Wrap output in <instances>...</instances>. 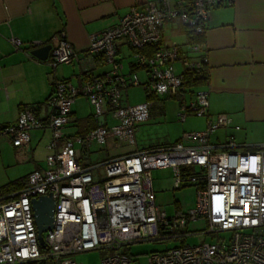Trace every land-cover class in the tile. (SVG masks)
I'll return each instance as SVG.
<instances>
[{
	"label": "built area",
	"instance_id": "built-area-1",
	"mask_svg": "<svg viewBox=\"0 0 264 264\" xmlns=\"http://www.w3.org/2000/svg\"><path fill=\"white\" fill-rule=\"evenodd\" d=\"M232 2L149 0L131 6L115 24L89 35L86 51L101 58L107 66L105 72L85 73L80 83L55 80L46 101L50 107L46 124L35 115V107L25 106L14 124L0 127V138L21 153L28 147L31 130L46 126L51 134L45 168L30 171L22 187L0 195V264H80L73 255L95 249L109 251L100 264H131L123 249L133 243L185 241L198 233L214 239L151 253L148 264H264V145L237 149L233 136L224 142H211L219 128L231 123L230 118L209 113L207 90L195 91L189 101L181 92L186 73L207 80L205 44L203 39H195L204 36L211 11ZM174 20L191 37L184 44L163 40L164 26ZM9 42L14 49L24 45L13 35ZM120 42L132 50L134 66L146 70V81L123 71ZM46 60L56 67L79 63L81 58L61 31ZM137 86L148 97L166 94L177 100L180 121L189 113L205 117L204 128L184 132L169 145L82 165V155L88 156L86 147L91 143L109 144L113 149L135 144V127L149 118L152 104L150 99L124 102L125 92ZM79 97L89 101L98 125L65 137L64 128L73 120L72 104ZM106 114L117 123L108 127ZM99 117L103 118L100 124ZM185 167H192V171L182 175ZM157 168H171L176 187L187 181L196 184L193 208L168 215L156 204L151 171ZM48 193L54 199L53 220L51 228L42 233L41 247L31 199ZM220 205L223 209L218 211ZM198 220L204 222L203 230L185 229ZM223 232L228 234L220 236Z\"/></svg>",
	"mask_w": 264,
	"mask_h": 264
},
{
	"label": "crops",
	"instance_id": "crops-1",
	"mask_svg": "<svg viewBox=\"0 0 264 264\" xmlns=\"http://www.w3.org/2000/svg\"><path fill=\"white\" fill-rule=\"evenodd\" d=\"M146 1L149 0H0V127L14 124L20 109L25 106L35 107V115L46 124L50 114L46 101L55 80L70 79L73 83H80L85 73L97 75L107 70L99 56L87 53L89 35L115 24L131 6ZM61 31L78 51L79 63L52 67L47 60H39L30 54L33 47L28 48L26 44L52 45ZM10 35L24 43L22 49H14L9 42ZM163 40L184 44L188 38L180 23L174 20L164 26ZM203 41L208 59L207 80L194 87H183L181 91L185 99L189 101L195 91L205 89L208 91L209 113L213 116L222 113L230 118L231 123L219 128L211 136V142H224L233 136L239 148L264 145V0H233L229 5L214 8ZM119 50L123 71L136 73L141 82L146 81V70L133 64L132 50L121 42ZM175 67L180 70L179 64ZM146 100L145 96L140 102ZM165 100L174 102L176 111L168 112ZM151 102L148 120L167 115L177 118L178 102L174 98L166 94L153 95ZM71 114L73 120L64 128L65 137L83 134L89 131L91 123H97L91 114L88 127L79 128L83 118H78L72 107ZM178 122L181 133L172 143L184 132L203 129L205 117L189 113L184 121ZM139 124L142 125L138 123L136 130ZM135 135L134 147L130 146L133 148L123 150L121 146L113 149L109 145V151L114 153H107L104 159L160 146L138 142ZM50 138L46 126L31 130L28 147L23 153L17 152L7 139L0 138V158H7L11 153L17 160L25 162L24 174L14 180L25 177L34 169L45 168L46 145ZM10 179L7 181H12Z\"/></svg>",
	"mask_w": 264,
	"mask_h": 264
},
{
	"label": "rangeland",
	"instance_id": "rangeland-1",
	"mask_svg": "<svg viewBox=\"0 0 264 264\" xmlns=\"http://www.w3.org/2000/svg\"><path fill=\"white\" fill-rule=\"evenodd\" d=\"M144 95V91L141 87H131L125 92L124 102L129 104L140 102L144 99ZM165 101V109L168 112L176 111V104L174 102L170 100ZM155 108L159 109V106L155 104ZM72 110L78 118H83L80 121L79 128L88 127L90 124L89 117L92 114V107L89 104V101L86 98L77 99L72 106ZM105 119L108 127L117 123V121L110 118L108 114L105 115ZM143 122H139L142 123V125L139 124L140 126L137 128V130L135 127V137L138 142H152V144L165 146L176 140L178 135L180 136V124L178 122V118L175 116L167 115L163 118L155 116L154 118H150L147 122ZM133 147H130V145H124L122 149L126 150ZM237 149L243 150L244 148L240 147ZM86 150L88 152L87 157H84V155L81 154L83 157L82 165H86L87 163L90 165L98 164L107 157V153H114V151H109V144L103 146L96 143H91L86 147ZM77 151L78 153H81L80 149H77ZM24 168L25 162L17 160L11 153L7 158H0V187L8 182L7 178L14 180L16 176L23 175L25 170ZM11 170L16 171L14 174H11ZM151 176L155 202L163 210H165L168 215L185 213L195 206L196 184L194 182L187 181L184 182L180 187H176L175 176L173 175L171 168L154 169L152 170ZM204 228V222L198 220L188 224L185 229L187 231H201ZM44 233L45 231L43 234ZM227 234V232H223L219 235L226 236ZM210 239H214V237L209 234L205 235L203 233H198L187 237L185 241H181L180 239H163L156 241L136 242L125 247L123 250L131 258V264H148V256L151 253L164 252L172 247L179 246L181 243L197 244L202 241H209ZM107 254H109L107 249L88 250L74 254L73 259L80 264H100V259ZM32 264H42V262Z\"/></svg>",
	"mask_w": 264,
	"mask_h": 264
},
{
	"label": "water",
	"instance_id": "water-1",
	"mask_svg": "<svg viewBox=\"0 0 264 264\" xmlns=\"http://www.w3.org/2000/svg\"><path fill=\"white\" fill-rule=\"evenodd\" d=\"M52 45L44 44L41 46H34L30 50V54L39 60L45 61L48 58ZM103 118L99 117V124L102 123ZM31 205L33 210V217L36 226L37 239L41 247H44V240L42 233L52 226L54 199L51 194L41 195L37 198L31 199Z\"/></svg>",
	"mask_w": 264,
	"mask_h": 264
},
{
	"label": "trees",
	"instance_id": "trees-1",
	"mask_svg": "<svg viewBox=\"0 0 264 264\" xmlns=\"http://www.w3.org/2000/svg\"><path fill=\"white\" fill-rule=\"evenodd\" d=\"M188 40H190V36L186 35ZM194 39V38H193ZM203 37H197L195 40H202ZM203 83V80L200 79L199 77L191 74V73H186L185 74V78H184V83H183V87L184 89L187 87H194L197 86L199 84ZM182 92V91H181ZM146 96V95H145ZM147 99H152L153 96H146ZM97 126V123H91V125L88 127V130H91L93 128H95ZM182 175H185L186 172L188 173V171H192V167H185L184 169L182 168ZM25 183V177H20L17 178L15 180H12L6 184H4L3 186L0 187V195H6L9 194L11 192H14L15 190L19 189L20 187H22V185H24ZM32 264V263H31Z\"/></svg>",
	"mask_w": 264,
	"mask_h": 264
},
{
	"label": "clouds",
	"instance_id": "clouds-1",
	"mask_svg": "<svg viewBox=\"0 0 264 264\" xmlns=\"http://www.w3.org/2000/svg\"><path fill=\"white\" fill-rule=\"evenodd\" d=\"M222 209H223V206L220 205V206L218 207V211H220V210H222Z\"/></svg>",
	"mask_w": 264,
	"mask_h": 264
}]
</instances>
